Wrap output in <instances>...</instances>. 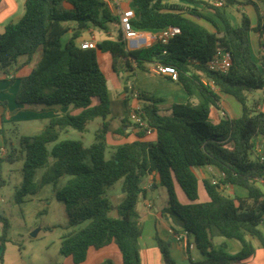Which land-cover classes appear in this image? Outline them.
Instances as JSON below:
<instances>
[{
  "label": "trees",
  "instance_id": "1",
  "mask_svg": "<svg viewBox=\"0 0 264 264\" xmlns=\"http://www.w3.org/2000/svg\"><path fill=\"white\" fill-rule=\"evenodd\" d=\"M184 1L188 4L130 0L134 12L131 24L135 29L153 33L167 26L180 29L167 43L155 39L134 49H127L119 26L114 39L100 40L90 48L76 44L80 32L89 26L106 32L109 23L119 25L118 17L103 0H24L21 18L8 22L0 33V70L5 74L20 56L26 57L22 63L25 64L40 51L38 61L27 74L9 79L10 83L18 81L15 103L40 110L55 106L79 110L52 116L39 132L21 135L18 147L0 156V161L10 163L23 160V180L15 187V201L21 202L26 195L49 184L56 198L64 203L68 224L86 222L62 236L59 251L74 264L85 261L90 247L98 249L110 243L118 248L122 264H141V222L136 204L146 193L141 186L144 177L151 178V188L157 186L156 181L165 187L168 196L165 211L205 256L192 264H232L247 259L254 253L248 236L257 238L264 249V234L259 229L264 221V189L258 183L264 186V156L256 151L257 139L264 141V112L257 110V103L249 98L264 87V56L256 59L249 41L250 31L264 36V13H260L254 1L245 0L242 3L254 6L256 24L252 26L249 16L242 13L240 23L234 26L224 8L236 0H225L221 5ZM199 2L206 4L211 15L192 5ZM192 17L210 22L216 31L208 30ZM66 22L75 23V27L62 42L68 30ZM223 51L231 56L225 74L208 68V61ZM97 52H109L114 70L120 65L123 72L145 70L147 63L156 60L174 66L176 81L189 96H198V104H173L167 113H162L155 105L159 99L139 93L144 101L141 118L154 130L155 140H143L146 133L138 130V139L111 147L112 154L106 158L109 147L106 133L110 130L107 117L111 107ZM201 74L213 80L218 90L204 85ZM222 94L231 95L241 105V115L237 118L224 115L213 123L208 120L209 112L212 107L217 108ZM0 104L5 105L6 101ZM96 118L101 122L89 145L80 139L58 140L62 131L69 128L84 131L88 122ZM127 119L126 116L123 120ZM199 167L223 173L215 183L213 177L202 179L209 198L205 202L198 201L199 179L195 169ZM65 175L67 180L59 186ZM117 180H121L123 197L114 205L106 196V189ZM175 183L188 203L178 199ZM227 185L240 189L242 194H224ZM112 209L116 217L109 215ZM0 223L2 250L9 223L1 213ZM215 236L237 240L239 251L231 254L224 244L216 247ZM154 238L163 264H177L168 240L157 234ZM98 264L114 262L106 258Z\"/></svg>",
  "mask_w": 264,
  "mask_h": 264
},
{
  "label": "crops",
  "instance_id": "2",
  "mask_svg": "<svg viewBox=\"0 0 264 264\" xmlns=\"http://www.w3.org/2000/svg\"><path fill=\"white\" fill-rule=\"evenodd\" d=\"M209 1H211L212 4L218 5V0H209ZM209 1L208 3H210ZM105 2L110 8L111 12L117 17H119L120 11L126 8H130V0H107ZM179 4L185 5L188 3L182 0ZM241 4L242 7L252 6V9L255 14L254 15L255 20L253 19L252 16L250 15L248 16L251 25L254 26L257 21V15L254 6L251 3H245V4L241 3ZM192 5L197 7L203 13L211 15V12L207 11V9L204 8L206 5L205 3L199 2V3H194ZM23 13H24V0H0V33L4 31L5 25L8 22H15L19 20L23 15ZM260 13L263 14L264 10L260 11ZM193 19L198 23L202 24L203 26H205L208 30L212 32L216 31V27L212 25L210 22L201 18H193ZM64 26H66L68 30L62 36L61 38L62 42H65L71 36V33L73 32V27H75V23L66 22L64 23ZM85 32L87 33V35H84L86 34ZM94 32L95 29L92 28L91 26L81 31L80 35L75 39L76 44L79 45L80 42L85 40H90L96 43L106 38H110V39L115 38V36L111 35L109 31H106L105 32L107 34L106 38L97 39L96 34ZM152 34L154 33L152 32ZM153 41L154 39H152V41H150L146 45H149ZM249 41L253 56L256 59H259L260 57L264 56V50H263L264 36L260 37L256 32L250 31ZM134 45H136L135 41L126 42L127 49H132ZM39 56H40V51L35 52L32 55L30 61L25 64L22 63L25 61L26 57L20 56L17 62L12 66V68L15 70L14 73L10 74L11 71H9L8 74L3 73L2 71L0 72V101L3 100L6 101L5 105L0 104V128H2V125L6 122H14L22 118L28 120H39L41 124L44 125L48 121V119L51 118L52 116L61 114L66 111H69L71 113H77L79 111L78 109H73L71 106H55L53 108L40 110L34 107L15 103L14 95L18 88V81L15 80L13 83L10 84L9 82L10 77L11 76L20 77L27 74L30 68L38 61ZM97 58L99 63L101 61L103 65L110 64L111 67L113 68V59L109 52H97ZM99 58H101V60H99ZM124 73L126 75L125 80L126 81L128 80L130 85L125 84L124 82H123L124 84H121L120 82H115L114 83L115 90L113 95L108 89L111 112L107 117V120L110 123V130L106 133V142L109 147H114L123 142H130L135 139H138V137L136 136L137 131L133 128V125L129 119L130 105L133 102H135V98H133L132 96L134 90L138 91L139 93L145 92L148 95H151L156 99H159L158 101L155 102V105L160 110H165L167 112L169 111L170 106L173 104L189 103L192 106H196L198 104L199 101L198 96L197 95L189 96L185 92L183 87L176 81V79H173L170 76L154 75L151 74L147 69L143 70L139 68L134 69L133 72L125 71ZM9 98L11 100L13 98V102L12 101L10 102ZM249 98L257 103L256 105L257 110L264 112V87L250 94ZM137 100L141 105H143L144 102L143 100H141L140 98ZM224 115H228L229 117L232 118H237L238 116L241 115V105L231 95L228 94H222L220 96V101L218 102L217 108L212 107L210 109L208 120L213 123H216ZM126 116L128 117V119L123 120ZM155 138H156V134L154 132L150 135L144 136L142 139L155 140ZM0 142H1V137H0ZM256 151L258 154L264 156V141L261 138L257 139ZM197 169H199L202 172L200 176V174H198L195 171L199 179L198 201L205 202L208 201L209 199L206 192L204 191V194L202 196L199 193V185L200 183L202 185V179L205 177H210L205 173V170L207 169L213 170L214 173L213 175H215L216 177L218 173L216 172V170H214L211 167H199ZM146 178L148 179L149 183L148 184L141 183V186L146 190L145 196H142V198L144 199L145 206L150 209L151 205L148 206L150 201L146 199V195L148 188H151L150 187L151 178L144 177V179ZM155 179L158 180L157 175H155ZM230 189L237 191V188L232 186H230ZM175 191L177 192L178 198L182 203L189 202V200L186 198L181 188L176 183H175ZM155 210H156V216H158V214L162 215V213L157 208H155ZM259 229L264 234V221L259 225ZM170 230H172L173 232H170ZM177 231L174 229V227L172 228V226L168 227L166 231L167 237L169 238L170 252L176 263L192 264V261L204 260L205 256L195 246L186 247L181 241L177 239L176 234L181 232V229L179 228V230ZM254 238L255 237L248 236V239L251 241L254 247L253 255L247 259L233 262L232 264H264V249L260 245L258 239L256 238L257 241H255ZM232 240L234 239H229V241H224L221 244L225 245V249L229 253L234 254L239 251L240 244L238 241L235 240L236 242H234ZM188 241L192 242L191 236H188ZM213 242L216 247H219L221 245V244H216L214 239ZM106 258L112 259L114 264H122L121 254L114 243H110L98 249L90 247L88 249L87 257L85 261L79 264H98ZM140 258H141V264H162L161 255L158 250L155 238L151 237L150 241L145 242L144 248L140 246Z\"/></svg>",
  "mask_w": 264,
  "mask_h": 264
},
{
  "label": "rangeland",
  "instance_id": "3",
  "mask_svg": "<svg viewBox=\"0 0 264 264\" xmlns=\"http://www.w3.org/2000/svg\"><path fill=\"white\" fill-rule=\"evenodd\" d=\"M169 1L180 3L182 0ZM201 1L208 2L209 0ZM243 1L244 0H236L233 5L224 8L233 25L237 26L240 23L242 13L252 16L255 20L252 6L242 7L241 3ZM252 1L256 3L259 11L264 10V0ZM209 2L211 3V1ZM223 2H225V0H223ZM204 8L210 10L206 5ZM108 31L111 35L115 36L117 33V26L113 23H109ZM94 33L97 39L107 37L105 31L100 29H95ZM84 35H87V33ZM142 46H146V44L140 45L139 47ZM99 60H101V58H99ZM100 66L104 71L107 86L112 95L115 90V82L130 85L128 80H125L126 75L121 66H117L116 70H114L110 64L103 65L101 61ZM10 71V74L15 72L12 67ZM9 100L13 102V98L12 100L9 98ZM161 112L167 113L165 110H161ZM100 122L101 120L99 118L89 121L85 130L81 132L69 128L67 131H62L60 133L58 140L63 138L80 139L83 141L84 145L87 146L93 142L94 132L98 128ZM42 127L43 125L39 120H28L24 118L14 122L4 123L2 125L3 130L0 132V156L4 155L6 151H10L11 148H17L21 135H33L39 132ZM49 146H52V144H49ZM112 151L111 147H107L105 157L109 158ZM22 165V159L15 160L12 163L6 160L0 161V182H2L0 185V213L7 218L9 223L3 249L0 250V264H74L69 258L60 253V243L65 233L78 230L81 226L86 224V222L76 226L68 224L64 203L56 198L49 184L43 186L32 195H26L23 197V201H15V187L19 186L23 180ZM195 171L201 176L202 172L199 169L196 168ZM41 172V169L38 170L37 177ZM205 173L214 179L217 178L213 176V170L207 169ZM67 178V175L62 176L58 185L62 186ZM148 183L149 181L147 178L143 179L142 184ZM156 183L157 186L155 188H148L147 190L146 199L150 201L151 208L149 209L145 206L142 196L139 197L136 204V210L140 215L141 222L139 245L143 248L144 243L150 241L151 237L154 238L156 234L168 240L169 243V238L166 233L168 227L172 226L176 231L179 230L176 219L165 211L168 199L166 189L164 186L160 185L158 181ZM258 183L264 189L262 182L259 181ZM120 186L121 180H117L106 189V196L114 205L119 203L123 197ZM223 192L227 195H234V193L242 194L241 190H231L228 185L224 187ZM199 193L201 196L204 194L201 183L199 185ZM155 208H157L162 215L158 214V216H156ZM109 215L112 217L117 216L114 209L109 211ZM33 232H35V235H32ZM254 239L257 241L256 238ZM214 241L216 244H221L224 241H229V239L215 236ZM232 241L236 242L237 240Z\"/></svg>",
  "mask_w": 264,
  "mask_h": 264
},
{
  "label": "built area",
  "instance_id": "4",
  "mask_svg": "<svg viewBox=\"0 0 264 264\" xmlns=\"http://www.w3.org/2000/svg\"><path fill=\"white\" fill-rule=\"evenodd\" d=\"M107 1V0H103ZM223 0H218V5H221ZM134 16V12L131 8H126L119 13V28L122 31L123 38L127 41H135L136 46L148 44L152 39H158L161 43H167V41L174 35L180 32L179 27L177 26H167L161 28L156 33L152 34L151 31L146 30H137L131 24V19ZM81 48H90L94 47L95 43L90 40H85L79 43ZM264 50V46H263ZM231 65V56L228 51H223L216 54L212 59L208 61V68L210 70L218 71L220 73H227ZM146 69L154 75H167L173 79L177 78V70L174 66L170 64H164L158 60L149 62L146 64ZM201 82L208 86L210 89L217 91L218 87L215 85L213 80L206 78L201 74ZM135 102L130 105L129 108V119L133 125V128L138 131L143 129L146 135L154 133V130L147 126L145 121L141 118V108L142 105L138 102L139 92L134 91L132 93ZM218 178L223 177V173L219 172L217 175ZM217 181V178H213V183ZM151 204L149 203L148 206ZM170 232H173L170 230ZM0 233H1V223H0ZM177 239L181 241L186 247H193V242L188 241V234L185 230L176 234Z\"/></svg>",
  "mask_w": 264,
  "mask_h": 264
},
{
  "label": "water",
  "instance_id": "5",
  "mask_svg": "<svg viewBox=\"0 0 264 264\" xmlns=\"http://www.w3.org/2000/svg\"><path fill=\"white\" fill-rule=\"evenodd\" d=\"M138 47H139V46L134 45V46L132 47V49H134V48H138ZM32 235H35V232H33Z\"/></svg>",
  "mask_w": 264,
  "mask_h": 264
}]
</instances>
